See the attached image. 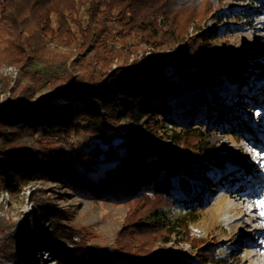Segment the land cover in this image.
<instances>
[{
	"label": "trees",
	"instance_id": "16d2710c",
	"mask_svg": "<svg viewBox=\"0 0 264 264\" xmlns=\"http://www.w3.org/2000/svg\"><path fill=\"white\" fill-rule=\"evenodd\" d=\"M218 8L214 0H0V70L16 68L14 77L0 75L10 97L0 106V195L32 204L12 234L9 219H0V252L11 264H40L33 254L43 250L53 264L224 263L216 244L202 249L206 240L168 215L197 205L196 179L221 188L206 158L191 162L177 151L204 155L206 134L173 118L168 94L181 84L136 54L144 45L159 60L185 59L198 67L190 75L209 87L211 74L200 67L215 34L200 28ZM222 30L219 36L233 34L232 27ZM117 132L120 140L108 149L74 150L85 166L62 161L57 145L73 135L108 140ZM40 182L53 186L35 187ZM57 188L126 207L109 253L88 248L84 238L67 245L72 229L48 194ZM179 233L195 251L188 260L165 247Z\"/></svg>",
	"mask_w": 264,
	"mask_h": 264
},
{
	"label": "rangeland",
	"instance_id": "374dc122",
	"mask_svg": "<svg viewBox=\"0 0 264 264\" xmlns=\"http://www.w3.org/2000/svg\"><path fill=\"white\" fill-rule=\"evenodd\" d=\"M214 3L219 5L217 12L212 13L200 28L201 33L215 34L211 51H207L200 67L211 74L209 87L202 86L190 75V71L198 67H187L185 59L179 62L175 59L159 60L156 53L144 45H140L136 54L144 64L159 63L166 76L181 84L178 93L168 94V100L173 104V118L204 130L203 143L207 151L204 155L182 148L177 151L191 162L200 163L206 158L209 177L221 187L217 191L215 184L208 183L205 178L196 179L194 183L201 191L197 205L192 209L168 212L172 222L188 224L193 238L205 239L202 249L210 251L217 245L215 252L219 261H224L222 264H264V217L259 214L261 210L258 208V201L264 199V184L253 178L255 172L246 151V141L252 138L248 131L251 125L247 123V109L255 103H264V72H261L264 71V0H214ZM226 26L233 28V34L230 37L219 36ZM200 48L204 50L205 46ZM254 60L263 64L261 71H257ZM15 74L13 66L0 70L1 76L14 77ZM209 89L215 92L214 97ZM9 98L0 81V106L7 104ZM121 135L117 132L105 140L79 133L73 135L68 144L59 143L57 148L66 166H85L81 159L73 158L77 147L86 150L97 144L102 149H108L120 140ZM222 181H225L224 185ZM51 186L40 182L35 187ZM59 193L62 191L57 188L48 194L52 203L63 210L65 222L72 229V239L67 245L71 248L84 238L88 241V248L95 247L109 253L126 207L113 202L84 199L71 191L66 195ZM254 194L256 197L252 196ZM31 209L32 204L24 201L21 206L15 205L7 193L1 194L0 219H9L6 233L12 234L20 226L22 215ZM249 219L251 221H247ZM253 220L256 222L253 223ZM38 234L41 235L40 231ZM165 247L179 253L184 260L193 257L195 252L180 233L174 235ZM33 256L36 261H42L40 264H53L45 250ZM0 264H11L1 252ZM19 264L29 262L20 259Z\"/></svg>",
	"mask_w": 264,
	"mask_h": 264
},
{
	"label": "built area",
	"instance_id": "2783aa9c",
	"mask_svg": "<svg viewBox=\"0 0 264 264\" xmlns=\"http://www.w3.org/2000/svg\"><path fill=\"white\" fill-rule=\"evenodd\" d=\"M262 102H264V101H262ZM258 103H259V102H258ZM259 104H260V103H259ZM260 105H261V106H264V103H263V104H260ZM248 115H249V116H248L249 118H248L247 123L251 125V127H248V129H249L248 131L251 132L250 135H251L252 138L249 139V142L246 141V147H247V146H250V145L255 146V145L252 143V142H253V141H252L253 137H254L255 140L258 141V144L261 143L260 146H262V145H263V139L259 138L260 136H256V135H259V134H258L259 131H257L256 129H254L255 123H254V124H251V123H250V118H251L250 116H251V114H248ZM248 137H249V136H248ZM247 139H248V138H247ZM254 139H253V140H254ZM255 140H254V141H255ZM250 141H252V142H250ZM260 146H259V147H260ZM255 149H256V148H255ZM247 152H248V151H247ZM247 155H248V154H247Z\"/></svg>",
	"mask_w": 264,
	"mask_h": 264
},
{
	"label": "snow or ice",
	"instance_id": "6c2138e0",
	"mask_svg": "<svg viewBox=\"0 0 264 264\" xmlns=\"http://www.w3.org/2000/svg\"><path fill=\"white\" fill-rule=\"evenodd\" d=\"M258 208L261 210L259 214L264 217V199L258 201Z\"/></svg>",
	"mask_w": 264,
	"mask_h": 264
},
{
	"label": "bare ground",
	"instance_id": "6f19581e",
	"mask_svg": "<svg viewBox=\"0 0 264 264\" xmlns=\"http://www.w3.org/2000/svg\"><path fill=\"white\" fill-rule=\"evenodd\" d=\"M254 140H255V139H254ZM254 140H253V142H252V143L255 145L254 147H255V148H259V146L261 145V143L258 144V141H257V140L254 141ZM257 194H258V193H257ZM252 196L256 197V194H254V195H252ZM254 211H255V210H254ZM250 213H251V211H250ZM247 221H251V220L249 219V220H247ZM252 222L255 223L256 220H253ZM253 223H252V224H253Z\"/></svg>",
	"mask_w": 264,
	"mask_h": 264
}]
</instances>
